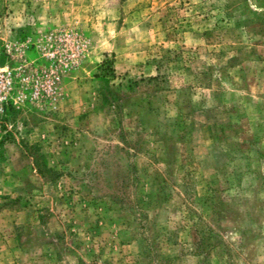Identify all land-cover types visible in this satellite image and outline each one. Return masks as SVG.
Wrapping results in <instances>:
<instances>
[{
  "label": "rangeland",
  "instance_id": "rangeland-1",
  "mask_svg": "<svg viewBox=\"0 0 264 264\" xmlns=\"http://www.w3.org/2000/svg\"><path fill=\"white\" fill-rule=\"evenodd\" d=\"M0 264H264V0H0Z\"/></svg>",
  "mask_w": 264,
  "mask_h": 264
},
{
  "label": "trees",
  "instance_id": "trees-1",
  "mask_svg": "<svg viewBox=\"0 0 264 264\" xmlns=\"http://www.w3.org/2000/svg\"><path fill=\"white\" fill-rule=\"evenodd\" d=\"M98 71H99L98 78H100L101 82L106 87L107 96L104 97L105 102H109V103L115 102L116 96L109 85L111 81L116 79V75L113 70V62L107 60L102 61L98 66Z\"/></svg>",
  "mask_w": 264,
  "mask_h": 264
}]
</instances>
